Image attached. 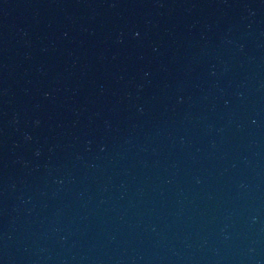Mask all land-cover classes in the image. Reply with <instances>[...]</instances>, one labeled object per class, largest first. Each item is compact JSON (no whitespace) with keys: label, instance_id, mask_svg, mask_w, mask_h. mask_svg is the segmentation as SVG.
Segmentation results:
<instances>
[{"label":"water","instance_id":"obj_1","mask_svg":"<svg viewBox=\"0 0 264 264\" xmlns=\"http://www.w3.org/2000/svg\"><path fill=\"white\" fill-rule=\"evenodd\" d=\"M0 264H264V0H0Z\"/></svg>","mask_w":264,"mask_h":264}]
</instances>
